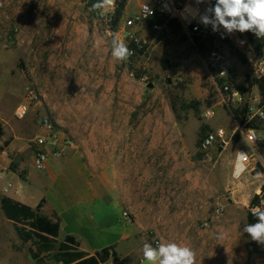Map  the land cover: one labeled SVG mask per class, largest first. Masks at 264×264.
<instances>
[{
  "label": "rangeland",
  "instance_id": "rangeland-1",
  "mask_svg": "<svg viewBox=\"0 0 264 264\" xmlns=\"http://www.w3.org/2000/svg\"><path fill=\"white\" fill-rule=\"evenodd\" d=\"M3 1L0 199L22 197L13 193V185L4 189L7 179L22 189L29 174L41 172L33 165L32 141L40 133V118L48 115L57 131V146L50 149L47 162L77 153L91 176L110 181L127 195L136 208L134 214L128 212L129 220L142 246L155 247L162 240L185 244L195 250L196 264H264V251L243 232L251 200L261 190V180L254 177L264 173V167L257 164L239 180L232 177L236 151L244 144L242 115L236 119L233 111L255 105L260 94L253 87L242 103L229 106L218 77L224 71L229 80L232 75L235 84L243 85L247 76L259 75L264 42L260 56L245 33L228 35L223 28L213 32L199 19V34L188 33L173 19H166L160 30L146 21L130 31L140 42L136 54L118 62L111 56L112 34L128 46L131 38L119 31L118 23L111 26L107 8L90 12L92 0ZM181 1L201 13L209 6ZM138 6L139 0H128L122 18L135 15ZM195 36H200L204 56ZM96 40L101 41L99 47L94 46ZM231 45L247 63L233 54ZM215 50L223 65H216L212 74L208 66ZM22 104L29 111L18 118L15 111ZM207 108L214 110L210 119L203 117ZM254 125L262 129L259 121ZM218 127L224 128L225 141L201 151V129L207 133ZM255 152V160L264 165V151L258 147ZM29 192L32 202L45 193L39 186ZM103 204L104 217L116 216L121 225L122 206ZM222 230L227 237L218 240ZM31 247L19 239L0 208V259L5 264H55L50 256L33 259ZM119 248L123 253L128 247ZM136 262L149 264L132 258L131 264Z\"/></svg>",
  "mask_w": 264,
  "mask_h": 264
},
{
  "label": "crops",
  "instance_id": "crops-1",
  "mask_svg": "<svg viewBox=\"0 0 264 264\" xmlns=\"http://www.w3.org/2000/svg\"><path fill=\"white\" fill-rule=\"evenodd\" d=\"M255 156L251 168L253 169L257 164L264 167L261 159L256 157L255 160ZM51 160L53 163L47 162L44 172L29 174L22 189L12 180H6V183L10 182L11 186H14L13 193L22 196L21 199H14L32 208L45 199L42 214L50 217L54 211L61 219L59 241L71 235L80 242V250L90 255L116 245L115 250L120 258H135L136 261L138 258H143V246L137 241L136 227L135 224L130 223L129 215L128 217L122 215L120 225L118 217L110 215L104 217L103 214L105 206L103 203L121 205L122 213L126 211L134 214L136 208L127 195L120 190L117 192L110 181L106 183L97 176H91L82 157L77 153H70L65 157L53 156ZM261 182L260 188L264 185V179H261ZM32 186H39L45 191L36 198L35 202H32L33 198L29 192ZM126 244L128 248L121 253L119 247ZM0 264L5 263L0 259Z\"/></svg>",
  "mask_w": 264,
  "mask_h": 264
},
{
  "label": "built area",
  "instance_id": "built-area-1",
  "mask_svg": "<svg viewBox=\"0 0 264 264\" xmlns=\"http://www.w3.org/2000/svg\"><path fill=\"white\" fill-rule=\"evenodd\" d=\"M148 5L149 8L152 9L153 14L146 17L143 12V8L145 5ZM4 1L0 0V8L3 7ZM191 6L192 8H197L189 2H183L181 0H139L138 12L129 17H125L119 20L118 27L119 31L125 36L130 37L131 43H134L137 46V49L140 47V42L136 37H131V29L139 27L142 23L152 20L151 27L154 30H160L165 26V20L173 19L177 21L181 26L190 34H199L201 32L200 24L198 23V16L193 18L192 15L186 11V6ZM116 8V0L115 6L113 8H107L110 23L113 21V15ZM200 13L201 10L199 9ZM132 51V56L136 54L135 49L130 48ZM262 65H264V60L261 61ZM264 75V66L260 68V73L257 76ZM218 77L221 80V93L223 94V98L229 106L233 104L242 103L245 100V94H243L237 84H235L232 80H229L226 73L224 71H220L218 73ZM261 99L258 97V103L255 105L248 104L246 107L245 119L242 126H240V131L242 134L241 139L244 144L239 147L236 151V156L233 163L232 168V177L235 180H239L246 172H253L256 170V167L251 168L254 162V156L256 154L255 149L260 147L264 151V136L260 135L259 132L264 133L263 129L256 128L251 125V123L256 121H263L264 117L260 115V113H264L260 107ZM29 109L27 104L19 105L15 111V116L18 118H23L27 115ZM214 115V110L211 108H207L203 112V117L206 119L212 118ZM39 128L40 133H38L32 141V154H33V165L36 169L43 171L46 168L47 161L50 156V149H54L57 145V131L55 130V126L52 122V119L48 115H44L39 120ZM225 141V130L222 127H218L213 131H209L206 133L204 138L202 139L199 149L201 151L209 150L216 142ZM244 154L246 159L240 156ZM238 167H242L244 170L240 173L239 178L234 177V173L238 170ZM4 174L0 171V181L3 179ZM11 187V183L8 182L6 187L4 188L6 191ZM259 195V203L261 205V201L264 200V192L261 190L258 193ZM256 205V206H258ZM255 207V206H254ZM218 212L222 211V209L217 210ZM124 217H128V213L126 211L123 212ZM157 243V242H156ZM257 249L264 251V245L255 243Z\"/></svg>",
  "mask_w": 264,
  "mask_h": 264
},
{
  "label": "trees",
  "instance_id": "trees-1",
  "mask_svg": "<svg viewBox=\"0 0 264 264\" xmlns=\"http://www.w3.org/2000/svg\"><path fill=\"white\" fill-rule=\"evenodd\" d=\"M96 3L97 0H92ZM128 0H116V8L113 15V21L111 26L114 27L121 17L126 8ZM212 4L215 0H212ZM151 24L152 20L147 21ZM173 22V21H172ZM246 38L253 49L255 54L262 56L263 39H258L252 32H245ZM196 47L199 54L204 56L203 43L200 41V36L194 37ZM224 40L229 43V40L224 37ZM129 48L137 50V46L134 43L129 44ZM231 51L235 54L242 63H247V57L240 52L236 47L231 45ZM216 65H223L221 61V54L215 50L212 63L209 64V71L213 74ZM231 79L234 80L232 75ZM140 78V77H138ZM243 94L251 92L253 87H257L261 102L260 107L264 112V75L263 76H247L245 84H238ZM234 118H238L242 115L241 122H244L246 106L242 111L234 110ZM254 120L251 125H254ZM262 124L264 130V120L259 121ZM256 127V126H255ZM258 128V127H256ZM206 135L205 128L201 129V135ZM3 136V127L0 124V138ZM202 137V139L204 138ZM239 137L237 133L235 139ZM199 141V145L202 141ZM261 191L264 192V185L261 187ZM259 195H254L251 200L250 208L258 205ZM45 204V199H42L36 207L32 208L22 202H19L9 196H2L0 199V208L6 219L12 222L14 229L23 243L30 242L32 247L30 254L33 259H39L43 256H50L55 263L58 264H103L111 261L112 264H131V258H120L115 250L116 245L103 248L100 251L90 255L87 252L80 250V242L71 235H67L62 241L58 240L60 222L61 219L56 212L53 211L50 217L42 214V208ZM256 218L252 216L249 211L247 214V224L255 223Z\"/></svg>",
  "mask_w": 264,
  "mask_h": 264
},
{
  "label": "clouds",
  "instance_id": "clouds-1",
  "mask_svg": "<svg viewBox=\"0 0 264 264\" xmlns=\"http://www.w3.org/2000/svg\"><path fill=\"white\" fill-rule=\"evenodd\" d=\"M208 3L203 13L199 8L186 6L193 18L198 16L199 23L204 26H211L213 32H219L221 28L228 35L234 32H252L258 39H264V0H215L212 4L211 0H196V4L200 5ZM115 0H97L92 4L89 11H97L106 8H113ZM146 17L153 14L151 8L146 4L143 8ZM243 43V42H241ZM100 40L94 42L95 47H99ZM131 49L118 34H112L111 39V56L115 61H126L132 55ZM264 117V113H260ZM240 156L246 159L244 154ZM244 169L238 167L234 173L235 178H239L240 173ZM255 180L264 179V173H256ZM260 189H257L259 193ZM264 205V200L261 201ZM253 217L256 218L255 223L245 224L243 232L247 233L251 239L258 244L264 245V206H255L250 208ZM227 237L226 231H220L217 239L224 240ZM142 254L145 261L149 264H196V252L190 246L180 244L174 241H160L153 247L152 244L145 243L142 248Z\"/></svg>",
  "mask_w": 264,
  "mask_h": 264
},
{
  "label": "water",
  "instance_id": "water-1",
  "mask_svg": "<svg viewBox=\"0 0 264 264\" xmlns=\"http://www.w3.org/2000/svg\"><path fill=\"white\" fill-rule=\"evenodd\" d=\"M153 86H154V85H153L152 83L148 84V87H149V88H153Z\"/></svg>",
  "mask_w": 264,
  "mask_h": 264
}]
</instances>
